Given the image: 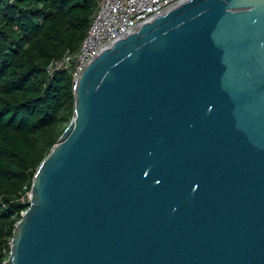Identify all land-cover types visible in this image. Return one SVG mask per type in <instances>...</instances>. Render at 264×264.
Instances as JSON below:
<instances>
[{"label":"water","instance_id":"water-1","mask_svg":"<svg viewBox=\"0 0 264 264\" xmlns=\"http://www.w3.org/2000/svg\"><path fill=\"white\" fill-rule=\"evenodd\" d=\"M2 264H264V0H184L81 72Z\"/></svg>","mask_w":264,"mask_h":264},{"label":"trees","instance_id":"trees-1","mask_svg":"<svg viewBox=\"0 0 264 264\" xmlns=\"http://www.w3.org/2000/svg\"><path fill=\"white\" fill-rule=\"evenodd\" d=\"M96 1L0 0V264L35 171L72 116L68 73L46 69L77 50Z\"/></svg>","mask_w":264,"mask_h":264},{"label":"built area","instance_id":"built-area-1","mask_svg":"<svg viewBox=\"0 0 264 264\" xmlns=\"http://www.w3.org/2000/svg\"><path fill=\"white\" fill-rule=\"evenodd\" d=\"M184 0H97L77 50L52 60L46 71H65L75 89L81 72L105 48Z\"/></svg>","mask_w":264,"mask_h":264},{"label":"rangeland","instance_id":"rangeland-1","mask_svg":"<svg viewBox=\"0 0 264 264\" xmlns=\"http://www.w3.org/2000/svg\"><path fill=\"white\" fill-rule=\"evenodd\" d=\"M72 117H73V110H72V116H71V118H70L67 122H65V123L59 128L58 138L61 136V134L63 133V131L66 129V127L68 126V124H69V122L71 121ZM28 196H29V195H26V196H25V198H24V202H28ZM7 258H8V255L4 258V261H6ZM4 261H3V262H4Z\"/></svg>","mask_w":264,"mask_h":264}]
</instances>
